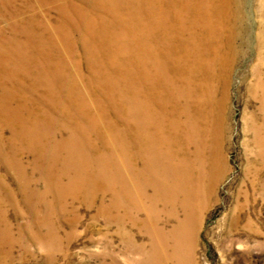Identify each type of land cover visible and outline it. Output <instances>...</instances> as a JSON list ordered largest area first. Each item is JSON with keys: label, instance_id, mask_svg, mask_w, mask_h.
Segmentation results:
<instances>
[{"label": "bare ground", "instance_id": "1", "mask_svg": "<svg viewBox=\"0 0 264 264\" xmlns=\"http://www.w3.org/2000/svg\"><path fill=\"white\" fill-rule=\"evenodd\" d=\"M242 11L243 0H0V167L16 184L0 175V208L19 196L42 244L55 219L95 207L127 244V224L142 225L149 262L190 264L225 171L222 109ZM36 96L53 103L23 104ZM156 205L182 214L171 249H158Z\"/></svg>", "mask_w": 264, "mask_h": 264}, {"label": "rangeland", "instance_id": "2", "mask_svg": "<svg viewBox=\"0 0 264 264\" xmlns=\"http://www.w3.org/2000/svg\"><path fill=\"white\" fill-rule=\"evenodd\" d=\"M263 2L243 0V41L235 42L237 54L222 109L225 131L221 156L225 171L199 216L190 264H264V44L259 38ZM82 67L87 69L84 61ZM52 103L41 96L23 102L42 108ZM202 136L198 130L195 141L199 143ZM218 146L221 148V142ZM24 160H28L26 156ZM0 175L7 178L4 187L16 191L14 177L5 168L0 167ZM3 193L0 198L4 199ZM13 200L0 208V264H156L149 262L143 251L149 236L140 224H127L132 236V243L127 244L116 226L99 219L95 207L77 205L73 214L53 221V236L47 238L48 231H41L48 243L40 244L26 229L29 217L20 205V197ZM155 215L159 234L156 243L160 245L164 240V246L171 249L170 230L176 224L173 216L181 219L182 214L172 210L165 214L156 205ZM139 218L143 220L144 214L140 213ZM5 225L8 232H4Z\"/></svg>", "mask_w": 264, "mask_h": 264}]
</instances>
